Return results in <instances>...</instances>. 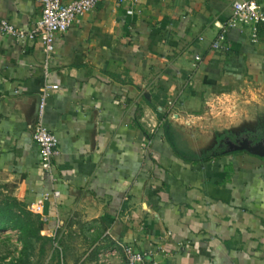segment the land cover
Instances as JSON below:
<instances>
[{
    "label": "crops",
    "instance_id": "obj_1",
    "mask_svg": "<svg viewBox=\"0 0 264 264\" xmlns=\"http://www.w3.org/2000/svg\"><path fill=\"white\" fill-rule=\"evenodd\" d=\"M233 1L103 0L50 56L0 35V185L63 238L57 263L123 264L99 254L127 244L159 264H264V157L210 152L216 130L264 127V39L227 27ZM40 17V0H0L25 34ZM53 85L52 183L33 133Z\"/></svg>",
    "mask_w": 264,
    "mask_h": 264
},
{
    "label": "built area",
    "instance_id": "obj_2",
    "mask_svg": "<svg viewBox=\"0 0 264 264\" xmlns=\"http://www.w3.org/2000/svg\"><path fill=\"white\" fill-rule=\"evenodd\" d=\"M101 1L103 0H40L41 17L32 31L25 34L7 20H0V35L11 37L17 41L37 38L44 44L45 51L50 56L55 49L56 36L65 33L81 17L93 11ZM263 6L264 0H234L232 4L233 15L227 27L248 26L251 29L252 40L259 42L264 39ZM127 13L132 15L133 10L129 9ZM223 29L225 31V28ZM224 36L225 33L219 35L213 44V48H222L221 42L225 38ZM196 60L201 61V57L196 56ZM57 89V85L43 89L33 133V140L40 151V167L52 183L56 181L53 161L58 154L59 139L44 125L43 116L49 96L48 91ZM55 196L59 197L60 193L56 191ZM154 256L152 252H141L131 245L112 244L107 249L101 250L99 259L101 263H109L122 257L123 264H159Z\"/></svg>",
    "mask_w": 264,
    "mask_h": 264
},
{
    "label": "trees",
    "instance_id": "obj_3",
    "mask_svg": "<svg viewBox=\"0 0 264 264\" xmlns=\"http://www.w3.org/2000/svg\"><path fill=\"white\" fill-rule=\"evenodd\" d=\"M2 189L4 190L5 188L0 185V190ZM47 226L48 224L43 220L42 216L32 212L25 202L10 194L2 195L0 193V231L6 232L10 230L17 232L22 245L20 258L12 259L13 257L10 258L8 255L0 259V262L2 264H28V257L34 242L39 241L44 245L54 241L53 238L42 235L44 231L48 230ZM41 250L43 253L45 252L44 249Z\"/></svg>",
    "mask_w": 264,
    "mask_h": 264
},
{
    "label": "rangeland",
    "instance_id": "obj_4",
    "mask_svg": "<svg viewBox=\"0 0 264 264\" xmlns=\"http://www.w3.org/2000/svg\"><path fill=\"white\" fill-rule=\"evenodd\" d=\"M0 193L2 195H9V193L6 192V189L0 190ZM45 234L42 233V235ZM46 236L51 237L49 234H46ZM52 238L53 237H51V239ZM62 240L63 238H60L59 243L57 239L54 241H50L44 245H42V242L39 241L34 242L32 244L33 248L31 249V252L28 257L29 258L28 264H61L59 262L57 263L56 256H60L62 252L60 250V243ZM21 249H22V245L20 243L17 232L10 230L6 232L0 231V259H2L3 257H7L8 255H9L8 257L10 258L13 257L12 259L20 258ZM41 249H44L45 252L43 253ZM8 261H10V259H8ZM0 264H2V262H0Z\"/></svg>",
    "mask_w": 264,
    "mask_h": 264
},
{
    "label": "water",
    "instance_id": "obj_5",
    "mask_svg": "<svg viewBox=\"0 0 264 264\" xmlns=\"http://www.w3.org/2000/svg\"><path fill=\"white\" fill-rule=\"evenodd\" d=\"M39 106H40V97L38 102V110H39ZM169 119L174 120L176 119V117L175 116L170 117ZM212 130L215 131L216 129L213 128ZM242 130H243L242 128H237L234 126L232 127L230 126L227 129L221 131L216 130V132L212 133L211 136L213 148L215 149L219 146L230 145L232 147L230 151H246L258 157H264V127L262 128V130L259 131H252L253 129L248 130V133L250 134L251 138H247L245 140H238V137L240 136V132L244 131ZM203 136H206V134H204ZM202 138L203 137L201 136V139ZM204 140L205 139L203 138L202 142Z\"/></svg>",
    "mask_w": 264,
    "mask_h": 264
},
{
    "label": "flooded vegetation",
    "instance_id": "obj_6",
    "mask_svg": "<svg viewBox=\"0 0 264 264\" xmlns=\"http://www.w3.org/2000/svg\"><path fill=\"white\" fill-rule=\"evenodd\" d=\"M247 138H251V137H250V134L245 131V132L240 133V136L238 137V140H245ZM231 148L232 147L230 145H223V146L217 147V149L211 150L210 152H211V154H216V153H219L221 151L224 152L225 150H231ZM204 153H206L205 155L208 154L207 152L203 151V154Z\"/></svg>",
    "mask_w": 264,
    "mask_h": 264
}]
</instances>
